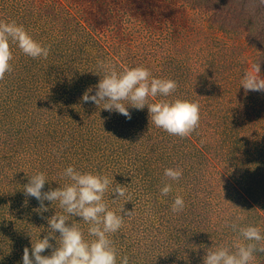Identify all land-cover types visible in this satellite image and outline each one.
I'll return each instance as SVG.
<instances>
[{"label": "trees", "instance_id": "obj_1", "mask_svg": "<svg viewBox=\"0 0 264 264\" xmlns=\"http://www.w3.org/2000/svg\"><path fill=\"white\" fill-rule=\"evenodd\" d=\"M161 2L152 0L147 4V12L140 14L141 23L157 21L159 25L153 29H158L159 34L167 31V38L174 44L185 46L184 39L178 40L184 37V28L188 37V28L193 27L191 23L186 26L189 13L181 18L177 2ZM187 3L193 12L195 7L186 0ZM215 4L222 8L204 18L215 21L211 16L221 12L220 32L229 31L232 13L242 14L251 23L248 41L262 50L257 48L252 63L260 64L264 72V3L220 0ZM73 8L83 14L76 0H0V21L23 25L49 49L47 57L32 58L10 43L11 69L0 78V126L5 128L2 136L8 137V148L4 145L0 156L5 157L0 158V264H21L23 249L26 246L31 249L30 236L35 241L42 231L41 237L47 234L46 218L54 214L55 203L52 207L50 201H43L48 210L39 211L41 202L23 193L20 184L27 183L28 176L36 172L49 173L40 162L29 163L28 158L30 154H38L40 147L35 148V142L40 136L49 134L57 140L60 136L75 148V153L89 154L87 157L98 154L97 161H84L83 171L111 170V160L118 162L117 169L126 167L129 171L144 169L149 164L174 166L182 171L177 182L184 189L176 191L183 194L185 206L173 213L171 200L165 203L172 219L163 217L156 224L141 213L137 200L139 191H152L154 178L143 184L126 182L125 197L115 203L111 198L117 194L112 197L110 191L105 194L110 209L117 211L114 207L117 205L118 210L124 206L122 215L132 212L124 217L121 228L111 234L119 255H127L129 264H202L205 249L213 243L217 246L247 243L238 231H233V223L259 224L264 235V132L259 135L257 128L249 129L259 119L248 122L252 119L248 105L255 101L254 97L247 94L240 100L231 89V80L236 76L233 60L224 56L221 46H208L200 53L184 49L185 55L168 46L159 53L157 43L147 40L146 54L132 55L125 44L136 40L131 39L133 32L122 36L117 32L112 36L103 33L97 37L96 30L91 33L85 22L75 23L71 19ZM134 34L138 35V30ZM108 49L118 51L114 54ZM115 55L124 59L118 60ZM149 58L155 61L150 67L151 76L176 82L175 91L168 97L157 96L149 102L181 98L199 104L198 125L186 136L171 135L152 125L147 106L140 110L129 108L131 119H126L114 110L100 109L103 105L81 99L88 89L89 95L95 94L101 78L98 73L103 74L101 63L122 71L145 67ZM153 66L158 67L157 72H152ZM214 69L222 74L216 75ZM84 134L89 135L88 140L82 137ZM10 143L21 153L13 154ZM9 165L15 169L12 175L8 174L12 170ZM221 167L226 168L224 174ZM55 176L59 181H49L53 187L46 182L48 190L59 182H67ZM176 191L171 190L168 197ZM56 210L62 212L58 207ZM82 227L86 234L87 226ZM50 242L55 247V241ZM258 246L264 248V240ZM50 253L51 249H45L41 254ZM253 257L251 264H264V251L255 252Z\"/></svg>", "mask_w": 264, "mask_h": 264}, {"label": "clouds", "instance_id": "obj_2", "mask_svg": "<svg viewBox=\"0 0 264 264\" xmlns=\"http://www.w3.org/2000/svg\"><path fill=\"white\" fill-rule=\"evenodd\" d=\"M264 3V0H261ZM10 43L15 44L25 55L37 58L47 57L48 47L35 40L23 25L15 21H0V78L11 69L12 50ZM103 74L97 83L94 95H89L91 89L82 94L85 102L91 100L97 106L103 105L104 110H114L131 119L129 108L137 110L147 106L149 120L152 125L161 128L171 135L186 136L191 133L199 122V104L194 100L174 98L160 99L149 102L157 96L168 97L176 89V82L168 78H157L143 66L125 68L117 71L115 68L100 64ZM246 90L264 91V76L261 75L260 64H253L245 69L240 81ZM126 101V103H124ZM27 175V174H26ZM182 175L179 168H166L164 176L176 181ZM28 176V175H27ZM62 177L67 182L59 187L42 191L49 180L44 172H36L28 176V182L22 186L23 192L40 201L39 211H47L49 206L43 201L55 203V212L47 217V234L41 237L42 231L30 245L23 249L21 264H129L127 255H119L114 246L111 234L117 232L125 216L124 206L114 211L109 208L105 194L110 191L112 203L125 197V186L113 182L103 172L81 171L69 165L62 171ZM171 191V184L165 183L160 188L161 196ZM185 204L183 197L175 196L171 203V211L178 213ZM62 209L58 212L56 208ZM80 217V220L74 219ZM82 225H86L85 229ZM233 231H238L242 241L231 246L221 244L205 249L202 264H251L253 254L264 251L258 242L264 240L259 224L239 226L231 225ZM59 233L57 236L56 233ZM211 238V237H210ZM212 239V238H211ZM55 241V247L50 242ZM45 249H51L50 255H42ZM31 252V254H30Z\"/></svg>", "mask_w": 264, "mask_h": 264}, {"label": "rangeland", "instance_id": "obj_3", "mask_svg": "<svg viewBox=\"0 0 264 264\" xmlns=\"http://www.w3.org/2000/svg\"><path fill=\"white\" fill-rule=\"evenodd\" d=\"M76 1L79 7L82 8L83 14L79 11H76V8H73V11L71 12V19H73L75 23L78 20L85 22L86 25H84L86 27H91V33L92 31L95 32L96 30L95 34L97 37H99L103 33H105V35L108 34L112 36L114 33L117 32V34L119 33L122 36V33L125 35L128 32H133L131 34V39L136 40L132 44H125L127 50L132 55L136 54L137 52H142V56H144L147 52L145 51L144 44L147 43V41L156 42L157 50L159 53H161L166 47L171 46L173 49H178V52L184 55L186 54L184 49H192V52L200 53L205 47L221 46V49L224 52V56L229 57L235 63V69L233 70V72L236 74V76L233 75V78L231 80L232 91L236 92L240 100L244 99V96H247V94L251 95V97H254L255 99V101H251L248 105V109L252 113V119H248V122H253L256 119H259L257 120V123H253V127L251 126L252 128L249 129L255 130L254 128H257L256 131L260 130L258 132L259 135L264 132V91H246L240 84L243 72L245 71V69L250 68L253 65L252 62L258 54L257 48H260L258 45L255 46L251 43V41H248V32L251 31L252 25L250 22L246 21V17H244L242 14L238 16L236 15V13H232L229 18L231 20V24L227 26L229 31L220 32L221 30H219L218 28L219 21L221 20V12L219 13V15L211 16L212 18H216L215 21L210 22L207 18H204L205 16H209L215 13L216 9L222 8V6L217 8L218 5L215 4L218 3L220 0H187L195 7V10L193 12L188 3L186 4V0H162L161 3L164 4L166 1L177 2L182 13L181 18L185 17L187 13H189V17H186L185 20L186 26L189 27V23H191L193 27L192 29L188 28V30H190V34L188 35V37H186L185 35L187 28H184V30H182V33H184V37L182 39H179L178 42L184 39L186 45L181 47L178 44H174L169 38H167V31L165 33L159 34L158 29H153L154 27L159 25L157 21L150 19L148 22H146V24L141 23V20L143 21V19L140 14H145L147 12V4L152 0ZM85 3L86 7H83ZM128 21H130V24H128ZM177 21L178 23L180 22L178 19ZM133 24L134 26H132ZM241 25L249 26V28L240 29ZM168 27L169 26L166 27L167 30ZM213 27H215L216 29ZM135 30H138V35L134 34ZM144 30H148L149 33H145ZM107 51H112L115 54V52L118 50L108 49ZM260 51H262L261 48ZM188 53L191 52L188 51ZM115 56L118 60L124 59L122 55ZM145 61H147L145 63V68L150 71V67L152 65H155V61L153 60V58L146 59ZM151 69H153L152 72H157L158 67L153 66ZM215 73L216 75L222 74L217 70H215ZM230 75L231 74H229V76ZM261 75L264 76V72L261 71ZM240 88H243L244 90H241ZM44 127H42L41 130H45ZM4 131L5 128L0 126V156L4 149V145H6L8 148V141L6 140V138H8L6 137L7 135L2 136V133ZM82 137L85 140L89 139L88 134H84ZM38 145L40 147L39 150H37L38 154H30L28 156L29 163L33 161L40 162L45 167L47 172H49L45 173L49 181H51L52 179H56L57 181H59V179L55 175H59L61 177V180H66L65 177H62V171L64 168L69 165H73L76 169L83 171L82 165L84 161H88L91 163L92 161H97V159L99 158L97 153H93L90 157H87L89 154H83L80 152L75 153V148L70 147V145L68 146L67 142L63 141L60 136L59 140H57L52 138L50 134L47 136L42 135L37 140V142H35V148L38 147ZM13 147L14 146L11 144L10 148L12 149ZM12 152L13 154L21 153L15 148L12 149ZM7 153L8 151H5L4 155H7ZM0 158L4 160L5 157ZM117 163L118 162L114 160L110 161L111 170L103 169L102 171L95 170L94 168L90 169V171L103 172L109 177L114 176L115 181L113 182V186L115 185V183L126 186V182L131 181H138L139 183L143 184L144 181L150 180V177L154 178L152 182L154 188H152V191L145 190L144 192V190H141L137 193V200L141 206V213H145L149 219H152L151 221H154V224L159 223V220L163 219V217L167 219H172L169 207L165 203L169 202L170 200V202L172 203L174 199L172 197H175L177 195L182 196L183 194L177 192L176 189L183 190L184 188L179 186L177 180H170L169 182V178L164 176V170L166 168L149 164L146 165V167L144 166V169L143 167L137 169L134 168L129 171V168L126 167L123 169H117ZM13 167L10 165L8 166V168L12 169L8 172V174H11V172L15 170ZM159 167L161 168L159 169ZM172 168L175 167L172 166ZM220 169L223 174L226 172L225 167H221ZM133 170L136 172H133ZM167 182L171 184V190H175L176 194H172L168 197L170 193L169 192L166 196H161L160 188L163 187L164 184ZM47 183L49 184V186L53 187V185H51L49 182ZM24 184L26 183H21V187ZM58 184L62 185L61 182H59ZM58 184L57 186H55V188L59 187ZM47 190L48 188L45 183L43 191ZM114 207L118 210L117 205H114ZM157 209L160 212H158ZM262 211L264 214V210Z\"/></svg>", "mask_w": 264, "mask_h": 264}, {"label": "bare ground", "instance_id": "obj_4", "mask_svg": "<svg viewBox=\"0 0 264 264\" xmlns=\"http://www.w3.org/2000/svg\"><path fill=\"white\" fill-rule=\"evenodd\" d=\"M107 9V8H106ZM93 81V80H92ZM167 179V178H166Z\"/></svg>", "mask_w": 264, "mask_h": 264}]
</instances>
